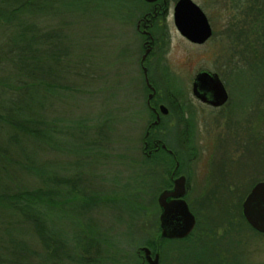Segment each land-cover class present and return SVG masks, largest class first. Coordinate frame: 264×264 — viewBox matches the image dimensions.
Returning a JSON list of instances; mask_svg holds the SVG:
<instances>
[{
    "label": "rangeland",
    "instance_id": "rangeland-1",
    "mask_svg": "<svg viewBox=\"0 0 264 264\" xmlns=\"http://www.w3.org/2000/svg\"><path fill=\"white\" fill-rule=\"evenodd\" d=\"M176 1L167 0L155 21V104L191 99V83L201 71L220 75L231 88V100L221 110L194 101V137L186 148L178 139L177 121L176 128L169 129L166 117L155 132L174 151L178 173L190 176L194 197L202 196L212 221L220 219L221 212L226 216L230 204H236L256 178H264V81L259 76L264 68H252L259 72L255 77L250 66L239 71L240 58L228 40V23L238 21L231 9L212 0H192L213 32L205 44L193 45L174 27ZM148 9L143 0H65L57 11L26 19L40 32L54 34L57 49L50 54L41 46L37 79L22 76L40 85L38 98L29 102L40 138L27 140L0 124V145L6 149L0 164L7 173L1 180L13 190L54 189L51 198L59 207L46 212L47 235L42 237L21 219L1 220L0 247H8L4 230L11 225L13 238L24 244L19 264H83V257L91 264H140L138 248H152L159 233L156 197L170 185L174 164L142 153L151 116L139 68L142 39L135 25ZM5 30L0 27V41ZM44 70L51 72L45 75ZM15 73L12 67L0 70V85L11 84ZM5 100L0 97V102ZM16 161L31 168L19 167ZM226 165L235 172L237 190L219 195L227 181ZM82 238L93 243L87 253L82 252ZM163 247H172L168 257L182 262L184 255L175 254L181 252L178 245ZM0 254L4 256L3 250Z\"/></svg>",
    "mask_w": 264,
    "mask_h": 264
},
{
    "label": "trees",
    "instance_id": "trees-1",
    "mask_svg": "<svg viewBox=\"0 0 264 264\" xmlns=\"http://www.w3.org/2000/svg\"><path fill=\"white\" fill-rule=\"evenodd\" d=\"M64 1L0 0V27L6 29L3 39L0 41V70L5 71L12 67L14 70L16 69L15 75L17 74V78L15 77L11 84L0 85V97L6 98L4 102H0V124L8 128L11 133H19L27 140L40 138L42 134L38 127V121L31 115V106L29 105V102L38 98L40 85L24 81L22 76L26 74L37 79L40 69L42 71L41 60L38 57L41 52L40 47L45 46L51 54L53 50L57 49V37L52 33L40 32L34 22L27 23L26 19L36 18L39 14L47 11H57V4H62ZM212 1L214 4L231 9L234 12L233 18L238 19L237 23L231 24L232 22H230L227 25L228 40L232 44L230 50L233 49L234 56L237 53V57L240 58L238 65L242 67L239 68V71H242L245 66H250L252 77H255L254 73H259L256 72L259 71L257 65L262 64L264 68V0ZM227 56L228 60L232 58ZM239 71L238 73H240ZM43 72L46 75L51 71L44 70ZM259 76L264 81L263 69ZM47 88H49L48 85L46 90H48ZM11 141L10 137L6 140L8 144ZM2 148L4 147L0 145V163L6 159ZM18 148L23 149L19 145ZM15 163L26 170L31 168L26 164H19V161ZM5 167L0 164V222L5 217H15L26 222L39 237L47 235L44 217L46 212L59 207L56 200L51 198L56 192H53L54 189L19 191L4 186L1 179L7 176ZM12 227L11 225L10 228L4 230L6 233L3 238L8 247H0V251L3 250L4 253V256L0 254V264L20 263L21 257L18 255L24 244L22 245L13 238L10 230ZM84 241L85 239L82 238V243H84L82 252L87 253L92 249L93 243L90 240ZM86 260V257L79 259L83 264H91Z\"/></svg>",
    "mask_w": 264,
    "mask_h": 264
},
{
    "label": "flooded vegetation",
    "instance_id": "flooded-vegetation-1",
    "mask_svg": "<svg viewBox=\"0 0 264 264\" xmlns=\"http://www.w3.org/2000/svg\"><path fill=\"white\" fill-rule=\"evenodd\" d=\"M166 5L167 0L147 3L149 9L142 14L135 25V30L142 39V55L139 59V68L142 73L144 89L147 93L145 105L151 116V121L148 123L143 136L142 153L147 158L152 157L157 159L158 157H164L165 161L169 159L173 161L174 164L173 170L169 175L170 185L164 187L156 197L159 216L161 213L158 206L159 195L163 191L172 190L174 181L179 177H184L185 194L180 199L186 203L190 213L194 216L195 223L193 229L181 239L159 238L161 233L159 223V233L154 241H152V248L147 247L151 252L152 264H264V233L255 230L248 224L243 216L242 209L243 202L251 190L258 183L264 182V178H256L258 181H256L250 189L248 188L243 196L239 194L236 199L237 203L230 204L226 216L222 218L221 214L223 212H221L219 215L220 219L217 217L215 220L211 221L208 218V212L203 204L204 201L201 198L202 196L199 195L198 197H194V189H192V185L189 184L190 176L188 174L178 173L179 162L174 151L169 149L162 140V136L155 132L158 127L163 125L162 120L164 118L169 117L168 122H166L169 129L176 128L174 122L177 121L179 127L178 139L181 141V144H183V147L186 148V146L188 147L187 142L189 143L190 139L194 137V124H191V122H194V117L196 115L194 101L207 108L221 110L228 106L231 100V88L229 85H226L222 81L220 75H218L228 95L226 103L220 107H213L207 102H203L196 98L192 92L193 81L191 83V99L174 98L171 99L167 106L155 104L156 90L152 81L154 77L152 68L155 65V62L152 61V56L156 46V37L154 36V30L156 28L155 21L156 17L161 15V9ZM152 88L155 92L153 97L149 98V96L152 95ZM161 106L167 109L166 114L160 112ZM156 121L157 123L153 125ZM223 170L227 177V181L220 186L219 190L222 193L219 195L223 193H236L237 188L234 182H232V176L235 175V172L232 171L233 168L226 165ZM252 181L254 180H251L250 183H252ZM172 200L174 199L172 198L168 201ZM244 226L248 228V233L244 231ZM175 242L180 243V245ZM168 243L179 246L181 252H176L175 254L181 253V255H184L181 263H176L177 260L172 261L171 258H169L174 253V249L172 247H163V244ZM140 248L141 247L136 251L140 264H148V261L144 258L143 252L139 251Z\"/></svg>",
    "mask_w": 264,
    "mask_h": 264
},
{
    "label": "water",
    "instance_id": "water-1",
    "mask_svg": "<svg viewBox=\"0 0 264 264\" xmlns=\"http://www.w3.org/2000/svg\"><path fill=\"white\" fill-rule=\"evenodd\" d=\"M154 3L158 0H143ZM173 24L181 37L192 44L202 45L212 36V27L203 10L192 0H177L173 7ZM154 89L152 88L153 97ZM193 95L213 107H220L227 101L228 95L218 74L201 71L194 77ZM162 114L167 113L164 106L160 107ZM153 123V125H155ZM164 147V146H163ZM185 194V178L174 181L172 190L163 191L158 197L160 208L159 223L161 233L159 238L181 239L194 227V216L186 203L180 199ZM172 201H168L170 199ZM243 216L255 230L264 233V182L254 186L243 202ZM144 258L152 264L151 252L147 247H141Z\"/></svg>",
    "mask_w": 264,
    "mask_h": 264
}]
</instances>
